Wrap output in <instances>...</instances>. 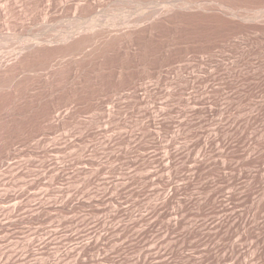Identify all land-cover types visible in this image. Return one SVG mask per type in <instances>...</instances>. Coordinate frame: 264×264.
<instances>
[{
	"label": "rangeland",
	"instance_id": "rangeland-1",
	"mask_svg": "<svg viewBox=\"0 0 264 264\" xmlns=\"http://www.w3.org/2000/svg\"><path fill=\"white\" fill-rule=\"evenodd\" d=\"M0 50V264H264V0H0Z\"/></svg>",
	"mask_w": 264,
	"mask_h": 264
},
{
	"label": "bare ground",
	"instance_id": "bare-ground-1",
	"mask_svg": "<svg viewBox=\"0 0 264 264\" xmlns=\"http://www.w3.org/2000/svg\"><path fill=\"white\" fill-rule=\"evenodd\" d=\"M190 2V1H189ZM191 3V2H190ZM121 5V4H120ZM185 5V4H184ZM120 8V7H119ZM171 12V11H170ZM110 34H112V33H110ZM114 34V33H113ZM100 35V34H99ZM50 36V35H49ZM102 36V35H101ZM101 36H100V38H101ZM103 36H105V37H107L108 36V33H107V35H103ZM112 36H115L116 37V35H112ZM112 36H109V37H111L112 38ZM98 36H95V38L94 39H96ZM109 37H107L109 40L111 39V38H109ZM107 39V40H108ZM45 40V39H44ZM103 40V39H102ZM112 40V39H111ZM94 41V40H93ZM105 42H106V39H105ZM90 43V42H89ZM88 44V43H87ZM87 44H85L84 46H86ZM91 45H93V44H91ZM33 46V45H32ZM32 46H30V48L32 47ZM83 46V47H84ZM22 47V46H21ZM81 48V50L83 49V51H84V48ZM92 47V46H91ZM13 48V47H12ZM14 48H16V47H14ZM29 48V47H28ZM29 48V49H30ZM88 48H89V44H88ZM19 49H20V46H19ZM90 49V48H89ZM24 50V49H23ZM1 51V50H0ZM86 51V50H85Z\"/></svg>",
	"mask_w": 264,
	"mask_h": 264
}]
</instances>
